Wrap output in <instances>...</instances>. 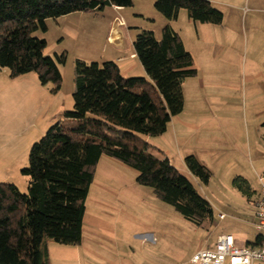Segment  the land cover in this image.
I'll list each match as a JSON object with an SVG mask.
<instances>
[{
	"label": "rangeland",
	"instance_id": "1",
	"mask_svg": "<svg viewBox=\"0 0 264 264\" xmlns=\"http://www.w3.org/2000/svg\"><path fill=\"white\" fill-rule=\"evenodd\" d=\"M132 2L124 11L107 6L47 19L45 32L32 33L46 41L45 56H65L58 64L57 91L52 83L40 85L35 73L11 78L8 69H0V183L27 192L28 177L21 171L28 166L31 146L73 109L75 61H107L112 43L106 36L115 17L125 22L132 39L149 31L160 40L169 23L154 9V0ZM214 6L224 16L215 34L213 26L198 29L182 9L170 23L198 70L182 86V117L193 130L176 139L168 128L146 139L170 152L173 166L211 204L213 221L196 226L184 219L150 187L136 184V171L103 156L85 204L81 247L46 240V264H190L192 255L212 247L218 235H232L238 246L255 242L253 203L258 177L264 176V0H215ZM132 62L139 64L137 58ZM132 77H144V71ZM189 155L211 173L207 184L186 170L181 157ZM235 177L246 181L249 195L233 186ZM218 213L225 218L219 220Z\"/></svg>",
	"mask_w": 264,
	"mask_h": 264
},
{
	"label": "trees",
	"instance_id": "2",
	"mask_svg": "<svg viewBox=\"0 0 264 264\" xmlns=\"http://www.w3.org/2000/svg\"><path fill=\"white\" fill-rule=\"evenodd\" d=\"M132 5V0H0V69H8L11 78L35 73L40 85L52 83L57 91L58 64L65 56H45L46 41L32 33L45 32L47 19ZM153 7L169 24L160 40L141 31L132 43L145 76L123 77L113 61L76 60L73 109L31 146L21 171L28 177L27 192L0 183V264H46V240L81 244L85 204L103 156L136 171L135 183L150 187L184 219L196 226L213 221L209 201L146 139L164 134L183 111V83L198 73L170 23L181 9L199 24L220 26L224 16L208 0H154ZM183 164L199 183L209 182L211 173L195 156H186ZM232 183L251 193L241 177Z\"/></svg>",
	"mask_w": 264,
	"mask_h": 264
},
{
	"label": "built area",
	"instance_id": "3",
	"mask_svg": "<svg viewBox=\"0 0 264 264\" xmlns=\"http://www.w3.org/2000/svg\"><path fill=\"white\" fill-rule=\"evenodd\" d=\"M121 26H124V21L115 17L113 27ZM258 183L259 193L253 205L251 221L258 233L255 242L238 246L232 235H218L212 247L203 248L192 255L190 264H264V176L258 177ZM218 218L224 219L225 214L218 213Z\"/></svg>",
	"mask_w": 264,
	"mask_h": 264
},
{
	"label": "crops",
	"instance_id": "4",
	"mask_svg": "<svg viewBox=\"0 0 264 264\" xmlns=\"http://www.w3.org/2000/svg\"><path fill=\"white\" fill-rule=\"evenodd\" d=\"M208 1L212 2L213 4L215 2V0H208ZM110 8L115 12L124 11L123 8H119V7H117V9H116V7L110 6ZM178 15H180V11H179ZM188 21H190V20L188 19ZM195 24L198 25L197 26L198 29H201L205 26H208V27L213 26V29L211 30L212 34L216 33V30H214L216 25L199 24V23H195ZM124 27H126L125 22H124V26L116 27V28L111 26L109 28V32H108L106 38H107L108 43H112L111 44L112 48L108 52V54L106 55V58H108L106 60L115 62L117 64V66L119 67L120 73L123 77H132V76H134L135 73H138L139 71H144V70H143V68H139V67H141V66H139L140 63L137 65H134V63L132 62L136 59V57L134 55L133 46H132L134 39H132V34L129 35L128 34L129 32H126L127 30H125ZM126 34L128 37L126 36ZM179 34H180V32H179ZM180 37L182 39V42H183L185 49L190 53V51L186 48V46L184 44V40H183L181 34H180ZM130 46L132 47V49L130 48ZM128 52H129V55L127 56ZM193 61H194V59H193ZM197 72H198V70H197ZM144 76H145V73H144ZM184 106H185V104H184ZM194 111H195V113H197V109H195ZM184 112H186V111L183 110L179 115L173 117L171 119L170 123L168 124V127H167V129L169 128V131L173 132L172 134L174 135V137L176 139H177V136L183 137L184 135L189 133L191 130H193V127H191V123H190L191 121H189L187 119L188 117L187 118L182 117ZM190 112H192V110H190ZM190 112H188V113H190ZM188 129H189V131H188ZM155 148H157V147L155 146ZM157 149L160 150L165 157L170 158L168 156V154H170V152L163 151V149H159V148H157ZM164 150H166V149H164ZM100 159H99V161H100ZM181 159L183 160V157H181ZM110 160H112V159H110ZM168 160H169L170 164L173 165L172 161H171L172 159L171 160L168 159ZM112 161H114V160H112ZM253 205H254V203H253ZM253 210H254V207H253ZM85 212H86V210H85ZM84 219H85V215L83 218L82 232H83V227H84ZM81 245L82 244H80L79 246H76V247H71V249H78V247H81ZM47 252H48V250H47Z\"/></svg>",
	"mask_w": 264,
	"mask_h": 264
}]
</instances>
